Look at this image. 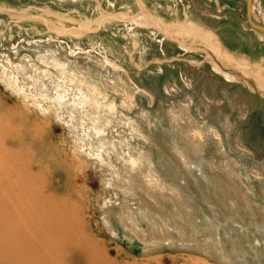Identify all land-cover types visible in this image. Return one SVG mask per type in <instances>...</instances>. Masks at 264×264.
Segmentation results:
<instances>
[{
    "label": "rangeland",
    "instance_id": "rangeland-1",
    "mask_svg": "<svg viewBox=\"0 0 264 264\" xmlns=\"http://www.w3.org/2000/svg\"><path fill=\"white\" fill-rule=\"evenodd\" d=\"M253 15L264 25V0L253 1ZM82 69L90 82L81 80ZM0 104L49 123L47 137L77 173L91 233L111 260L193 264L179 249L136 248L143 241L118 220L124 210L109 186L111 172L132 158L128 150H144L145 172L191 195L199 221L210 216L225 247L246 251L240 263L264 264V35L248 23L246 0H0ZM169 111L186 135L173 131ZM188 119L213 134L198 143L187 135ZM190 141L203 146L197 164L209 178L199 169L194 179L174 157L178 146L193 155ZM229 177L241 182L252 209L236 204L228 211L223 202L236 199L226 194ZM212 181L225 187L219 200L207 192L216 190ZM106 216L120 238L104 225Z\"/></svg>",
    "mask_w": 264,
    "mask_h": 264
},
{
    "label": "bare ground",
    "instance_id": "bare-ground-1",
    "mask_svg": "<svg viewBox=\"0 0 264 264\" xmlns=\"http://www.w3.org/2000/svg\"><path fill=\"white\" fill-rule=\"evenodd\" d=\"M253 17L258 20L255 15ZM81 72L82 75H79L81 80L90 82L89 76L86 75L89 70L82 69ZM98 77H101V82L108 88L113 87L114 79L107 78L106 75ZM113 89L115 87L109 90ZM107 92L104 93L106 98L109 96ZM113 100L111 108L115 106L116 100ZM183 109L189 112L188 108ZM183 109L180 116L185 115ZM176 117H178L177 114L169 111L168 119L172 121L169 125H173V131L178 130L186 135L184 132L187 131L179 128ZM140 118L145 119V122L150 119L145 111L140 113ZM138 120V117H135L134 123L137 130H140L142 125ZM160 121L159 118H154V122L160 123ZM45 125H49L45 120H39L37 117L29 118L20 110L16 111L0 104V156L4 157V161L0 162V262L5 264H118L106 256L91 233L87 195L77 184L78 175L73 170L72 164L62 157L59 148L47 137V131L43 127ZM169 125L164 127L169 128ZM194 125L196 122L188 119L187 135H191L192 139L197 140L198 143H204L203 137L213 134L211 128L204 126L194 128ZM126 142L127 146H133L132 142L127 140ZM189 147H192L193 155L188 149L184 150L178 146L179 155L174 156L172 153V157H176L194 179H196L194 173L199 169L202 176L209 178V175L206 176L202 173L203 171L201 172L202 165L197 164L199 160H204L203 146L200 144L196 146L194 141H190ZM144 152V150L140 152L128 150L127 155L130 156L129 153H131L132 158L123 159L125 165L113 168L114 171L111 172L113 178L110 179L111 185H109L116 191L115 203L119 209L124 210H120L121 213L118 215L121 216L118 220L131 230L134 236L143 241L141 245L143 251L169 247L182 250V254L193 264H242L243 260L241 263L239 260L241 248L233 245L235 253L224 246L220 233L214 229V222L211 221L210 216H206L207 220L203 223L199 221L197 204L194 203L191 195L184 193L182 187L176 183L160 181L161 179H158L153 170L145 172L147 162ZM169 158L171 159V155ZM172 159L175 160V158ZM178 160L176 161L179 162ZM150 166L155 167L153 163ZM228 168L231 169L230 165ZM231 173L228 172L229 175ZM160 176L164 175L160 174ZM179 178H184L183 180L187 182L189 177ZM232 178L229 177V182ZM164 183L167 186H164ZM213 183L216 190L213 192V189L209 187L207 192L210 197H218L216 200H219L220 193H226L225 187L219 181ZM238 183L233 178L227 187L229 192L226 194H234L236 198L229 197L228 201L223 202L229 207L228 211L230 208H236V204L252 209L247 195L242 194L244 191L241 189L239 190ZM105 201L109 203L112 199L108 198ZM114 208L112 206L109 210L114 211ZM211 209L215 213L213 206ZM104 221V225L110 229L112 235L118 234L112 220L106 216ZM144 221L146 227L141 228L139 222ZM221 223L216 216V226L221 227ZM205 230L210 232L207 236H197V234H203ZM128 238H130L129 242H134L131 236ZM187 251H196L202 255ZM243 252L245 254L246 251Z\"/></svg>",
    "mask_w": 264,
    "mask_h": 264
},
{
    "label": "water",
    "instance_id": "water-1",
    "mask_svg": "<svg viewBox=\"0 0 264 264\" xmlns=\"http://www.w3.org/2000/svg\"><path fill=\"white\" fill-rule=\"evenodd\" d=\"M253 1L254 0H246V17H247V21L250 24V26L255 29L257 32L259 33H263L264 34V25L259 23L258 21H256L253 17ZM115 237L120 238V236L118 234H114ZM136 248H140L141 245L134 243Z\"/></svg>",
    "mask_w": 264,
    "mask_h": 264
}]
</instances>
